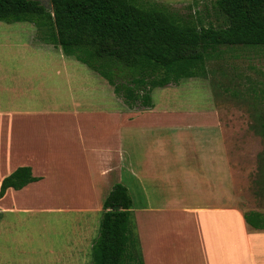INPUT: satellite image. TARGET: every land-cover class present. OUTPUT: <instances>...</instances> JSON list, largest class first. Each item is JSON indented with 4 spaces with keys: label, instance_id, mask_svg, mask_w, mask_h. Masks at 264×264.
I'll return each instance as SVG.
<instances>
[{
    "label": "crops",
    "instance_id": "0c3cea01",
    "mask_svg": "<svg viewBox=\"0 0 264 264\" xmlns=\"http://www.w3.org/2000/svg\"><path fill=\"white\" fill-rule=\"evenodd\" d=\"M15 54L22 63L5 71L31 85L8 92L21 108L0 111V184L18 167L40 179L8 189L0 203L11 193L43 192L63 199L53 211L102 215L103 200L121 184L144 264H264V230L249 227L232 203L231 146L219 112L121 109L102 77L90 79L96 86L86 95L88 79L60 48ZM190 223L195 231L183 235Z\"/></svg>",
    "mask_w": 264,
    "mask_h": 264
},
{
    "label": "trees",
    "instance_id": "16d2710c",
    "mask_svg": "<svg viewBox=\"0 0 264 264\" xmlns=\"http://www.w3.org/2000/svg\"><path fill=\"white\" fill-rule=\"evenodd\" d=\"M213 10L222 18L217 26L143 0H0V22L32 24L44 44L97 73L128 107L151 109L153 90L205 76L220 47L264 48V0H215ZM39 179L18 167L1 181L0 199ZM131 209L126 187L114 185L102 202L90 264H144ZM243 218L264 230V215Z\"/></svg>",
    "mask_w": 264,
    "mask_h": 264
},
{
    "label": "rangeland",
    "instance_id": "374dc122",
    "mask_svg": "<svg viewBox=\"0 0 264 264\" xmlns=\"http://www.w3.org/2000/svg\"><path fill=\"white\" fill-rule=\"evenodd\" d=\"M143 1L167 7L194 24L217 26L222 22L213 10L215 0ZM44 45L40 32L32 24L0 22V111L21 108L25 103L10 101L8 92L17 87L29 89L31 85L5 71L22 63L16 49ZM70 60L79 75L88 79L85 94L91 93L96 84L90 79L101 77L73 58ZM23 69L33 73L28 67ZM206 70L203 77L153 90L151 109L140 106L132 109L219 112L225 139L231 146L232 203L243 212L264 215V48L220 47L206 60ZM39 79L33 80V84ZM122 102L121 109L130 108ZM4 199L0 203V264H90L91 248L99 233L100 212L74 213L62 208L53 211L52 207H64L63 199L48 198L43 192L11 193ZM131 214L138 235L137 215ZM178 220L185 221V217ZM188 221L191 219L186 217L185 222ZM194 231L191 223L180 229L183 235Z\"/></svg>",
    "mask_w": 264,
    "mask_h": 264
}]
</instances>
